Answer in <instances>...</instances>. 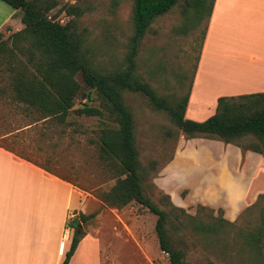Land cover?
I'll use <instances>...</instances> for the list:
<instances>
[{
    "label": "rangeland",
    "instance_id": "obj_1",
    "mask_svg": "<svg viewBox=\"0 0 264 264\" xmlns=\"http://www.w3.org/2000/svg\"><path fill=\"white\" fill-rule=\"evenodd\" d=\"M53 1L56 5L47 15L60 24L72 18L65 13L64 6L76 8L77 4L86 8L75 24L83 33L94 70L105 72L122 66L131 33L130 0ZM210 3L211 0H177L167 13L152 21L138 43L137 77L171 103L188 94ZM6 31L0 33V40L9 46L7 38L11 33ZM6 58L0 55L3 77ZM75 79L84 91L80 76ZM199 94L194 93L193 100ZM121 97L133 118L138 160L147 169L145 189L152 201L166 197L172 206L189 216L203 208V221L219 217L234 226L229 234L226 230L218 231L202 236L199 243H194L190 236L186 240V262L260 264L248 249L241 247L242 237L236 231L244 234L258 224L259 210L252 205L258 196H264V187L246 186L241 200L234 197L230 187L221 185L226 180L220 176L217 160L221 145L213 140L185 138L164 112L151 109L140 94L124 91ZM84 102L79 96L74 100L63 124L51 121L33 124L31 117L23 118L0 107V144L46 166L85 197L79 202L76 199V210L85 216L95 215L79 224V232L94 241L96 264H168L167 256L158 249L152 214L136 204L121 210L109 209L90 195L95 190H106L113 182L106 180L97 160L95 142L103 121L73 112ZM89 105L96 107L97 102ZM251 141L246 138L242 143ZM237 177L228 176L229 184L234 179L238 181ZM258 207L264 208V200ZM260 252L264 255V247ZM90 254V249L83 247L74 264L88 262Z\"/></svg>",
    "mask_w": 264,
    "mask_h": 264
},
{
    "label": "trees",
    "instance_id": "obj_2",
    "mask_svg": "<svg viewBox=\"0 0 264 264\" xmlns=\"http://www.w3.org/2000/svg\"><path fill=\"white\" fill-rule=\"evenodd\" d=\"M130 1L131 33L122 66L98 72L91 67L83 33L75 24L86 8L77 4L76 8L64 6L65 13L72 18L60 24L47 15L56 5L53 0H0L20 12L22 24L19 31L8 36L9 46L0 40V55L7 57L5 77L0 76V107L23 118L31 117L33 124L46 121L63 124L74 100L78 96L85 99L73 112L103 121L95 142L97 160L106 180L113 182L106 190H95L90 195L109 209L121 210L131 204L146 209L155 217L154 234L158 249L167 256L168 264H188L185 249L190 236L194 243H199L200 238L208 234L215 235L225 230L229 234L234 226L219 217L203 221V208L189 216L172 206L166 197L152 201L145 189L147 169L138 160L133 118L121 95L124 91L140 94L151 109L164 112L175 129L187 139L218 141L233 145L241 152L264 155V93L220 97L216 100L214 113L205 120L195 122L184 118L187 94L171 103L135 73L140 39L152 21L167 13L177 0ZM77 75L83 82L84 91L75 79ZM93 101L97 102L96 107L89 105ZM246 138L252 141L242 143ZM0 148L52 173L46 166L15 153L5 145L0 144ZM55 176L72 184L61 176ZM263 200L264 196H258L252 205L259 210L256 227L244 234L236 231L237 236L242 237L241 247L248 249L260 264H264V255L260 252L264 247V208L258 206ZM94 215L78 213L66 221L71 233L68 249L60 264L68 263L81 238L79 224Z\"/></svg>",
    "mask_w": 264,
    "mask_h": 264
},
{
    "label": "crops",
    "instance_id": "obj_3",
    "mask_svg": "<svg viewBox=\"0 0 264 264\" xmlns=\"http://www.w3.org/2000/svg\"><path fill=\"white\" fill-rule=\"evenodd\" d=\"M21 28L20 12L0 2V33ZM258 93H264V0H211L184 118L201 122L214 113L217 98ZM214 143L221 145V185L234 197L241 200L246 186L264 187V155ZM55 175L0 148V264L61 263L71 233L66 221L80 212L76 199L85 197ZM228 176L238 181L229 184ZM83 247L91 256L81 264H96L87 234L67 264Z\"/></svg>",
    "mask_w": 264,
    "mask_h": 264
},
{
    "label": "built area",
    "instance_id": "obj_4",
    "mask_svg": "<svg viewBox=\"0 0 264 264\" xmlns=\"http://www.w3.org/2000/svg\"><path fill=\"white\" fill-rule=\"evenodd\" d=\"M66 234H67V232L65 231V232H64V235H66Z\"/></svg>",
    "mask_w": 264,
    "mask_h": 264
}]
</instances>
